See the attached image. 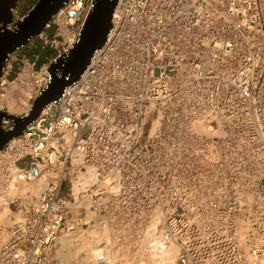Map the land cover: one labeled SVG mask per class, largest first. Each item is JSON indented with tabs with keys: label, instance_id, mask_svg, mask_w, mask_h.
Listing matches in <instances>:
<instances>
[{
	"label": "built area",
	"instance_id": "obj_1",
	"mask_svg": "<svg viewBox=\"0 0 264 264\" xmlns=\"http://www.w3.org/2000/svg\"><path fill=\"white\" fill-rule=\"evenodd\" d=\"M92 1L68 0L8 54L1 109L8 82L30 110ZM110 23L0 149V264H86L62 240L91 225L90 264L136 246L174 248L170 264H264V0H117Z\"/></svg>",
	"mask_w": 264,
	"mask_h": 264
},
{
	"label": "water",
	"instance_id": "obj_2",
	"mask_svg": "<svg viewBox=\"0 0 264 264\" xmlns=\"http://www.w3.org/2000/svg\"><path fill=\"white\" fill-rule=\"evenodd\" d=\"M4 1V14L0 17V30L12 22V10L19 0ZM68 0H37L29 12L14 23V32H0V47L3 48L0 76L8 54L15 51L26 40L40 33L44 24ZM117 0H93L86 16L79 39L68 54L58 57L48 71L50 81L45 89L33 100L30 110L17 116L0 108V122L3 118L11 120L14 125L9 131L0 129V149L11 139L21 135L26 125L34 120L40 111L50 102L58 99L64 88L75 82L85 69L89 59L105 41L111 27V15ZM1 106V105H0Z\"/></svg>",
	"mask_w": 264,
	"mask_h": 264
},
{
	"label": "bare ground",
	"instance_id": "obj_3",
	"mask_svg": "<svg viewBox=\"0 0 264 264\" xmlns=\"http://www.w3.org/2000/svg\"><path fill=\"white\" fill-rule=\"evenodd\" d=\"M8 96L3 95L2 100L6 103L9 113L18 114V108L21 105H24L25 111L29 110L28 106L27 108L25 107L26 103L24 100L18 102L14 101L12 96ZM39 185L40 182H36L35 188L37 189ZM98 237L96 226L91 225L86 234L83 233L63 239L62 247L64 251L61 253V256L68 261H73V258H75L77 260H83L86 264H90V256L98 242ZM125 250L114 248L109 252V257L103 264H170L175 257V249L172 247L168 248L161 255L151 253L143 246L134 247L133 252L127 249Z\"/></svg>",
	"mask_w": 264,
	"mask_h": 264
},
{
	"label": "flooded vegetation",
	"instance_id": "obj_4",
	"mask_svg": "<svg viewBox=\"0 0 264 264\" xmlns=\"http://www.w3.org/2000/svg\"><path fill=\"white\" fill-rule=\"evenodd\" d=\"M31 2H32L31 0H19L17 2L15 9L19 13L20 17H22V16L24 17L29 12V10L36 4L37 0H35L33 3H31ZM4 9H5L4 1H2V4L0 6V17L4 14ZM15 9L12 10V19L14 17L13 11ZM0 26H1V24H0ZM15 29H16V26L11 27L10 24H8V25H6L5 28L1 29L0 32H8V31L14 32ZM2 51H3V48L0 47V64H1ZM6 60H5V62H6ZM5 62H4V64H5Z\"/></svg>",
	"mask_w": 264,
	"mask_h": 264
},
{
	"label": "rangeland",
	"instance_id": "obj_5",
	"mask_svg": "<svg viewBox=\"0 0 264 264\" xmlns=\"http://www.w3.org/2000/svg\"><path fill=\"white\" fill-rule=\"evenodd\" d=\"M34 2V0L31 2V3H33ZM51 51H46L45 52V54L46 55H48L49 53H50ZM1 88H2V90H4L5 91V96L6 97H9L8 95H10L11 93H12V90H13V87H12V85H10V84H8V82H5L2 86H1ZM17 98H19V100H18V102L19 101H23L22 100V96L18 93L17 94ZM17 103V102H16ZM24 105H21V107H19L18 108V113H20L21 111H25V108L23 107ZM22 109V110H21ZM124 249V251H126L125 249H127L128 251L129 250H131L132 252H133V248L132 249H130V248H122L121 250H123Z\"/></svg>",
	"mask_w": 264,
	"mask_h": 264
},
{
	"label": "trees",
	"instance_id": "obj_6",
	"mask_svg": "<svg viewBox=\"0 0 264 264\" xmlns=\"http://www.w3.org/2000/svg\"><path fill=\"white\" fill-rule=\"evenodd\" d=\"M31 1H33V0H31Z\"/></svg>",
	"mask_w": 264,
	"mask_h": 264
},
{
	"label": "crops",
	"instance_id": "obj_7",
	"mask_svg": "<svg viewBox=\"0 0 264 264\" xmlns=\"http://www.w3.org/2000/svg\"><path fill=\"white\" fill-rule=\"evenodd\" d=\"M35 1V0H34Z\"/></svg>",
	"mask_w": 264,
	"mask_h": 264
}]
</instances>
